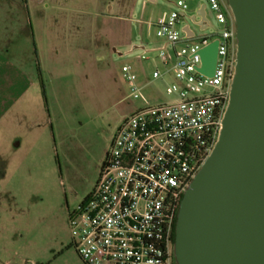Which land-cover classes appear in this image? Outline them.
Masks as SVG:
<instances>
[{
    "label": "built area",
    "instance_id": "1",
    "mask_svg": "<svg viewBox=\"0 0 264 264\" xmlns=\"http://www.w3.org/2000/svg\"><path fill=\"white\" fill-rule=\"evenodd\" d=\"M192 1L176 0V8L154 23L165 42L159 58L177 80L169 87L176 98L123 119L92 193L70 212L72 245L86 264H174L180 202L220 138L238 52L228 0H205L208 19L202 26L189 16L197 11ZM208 7L221 29L209 19ZM189 18L212 31L197 35L182 25ZM215 40L217 65L208 76L199 70V52ZM123 71L137 97L131 66Z\"/></svg>",
    "mask_w": 264,
    "mask_h": 264
},
{
    "label": "rangeland",
    "instance_id": "2",
    "mask_svg": "<svg viewBox=\"0 0 264 264\" xmlns=\"http://www.w3.org/2000/svg\"><path fill=\"white\" fill-rule=\"evenodd\" d=\"M72 2L85 3V14L69 11V19L86 17L95 4V0ZM192 3L196 10L205 2ZM159 9L161 14L171 11L167 6ZM207 12L211 22L221 29L209 7ZM185 24L197 35L212 31L202 30L191 18ZM89 43L82 40L84 47ZM159 53L145 54L136 49L123 55L110 51L96 56L85 50L82 61L68 54L61 66L49 62L44 72L36 55L38 85L32 86L19 105L10 107L0 121L3 192L17 196L19 228L30 237L34 249L45 250L51 259L57 241L67 243L81 259L72 245L69 215L92 193L123 119L138 108L176 98L169 87L177 80L173 73L163 74L166 66ZM124 65H130L136 76L137 97L125 77ZM156 71L162 75L156 77ZM20 133L24 143L17 146ZM31 138L33 142H27ZM64 256L74 255L66 252Z\"/></svg>",
    "mask_w": 264,
    "mask_h": 264
},
{
    "label": "water",
    "instance_id": "3",
    "mask_svg": "<svg viewBox=\"0 0 264 264\" xmlns=\"http://www.w3.org/2000/svg\"><path fill=\"white\" fill-rule=\"evenodd\" d=\"M238 52L220 138L180 202L177 264H264V0H228ZM199 20H196L197 18ZM205 4L193 16L207 20ZM219 41L200 50L212 76Z\"/></svg>",
    "mask_w": 264,
    "mask_h": 264
},
{
    "label": "crops",
    "instance_id": "4",
    "mask_svg": "<svg viewBox=\"0 0 264 264\" xmlns=\"http://www.w3.org/2000/svg\"><path fill=\"white\" fill-rule=\"evenodd\" d=\"M139 3L140 0H95L86 17L69 19V11L85 14L82 7L85 3L0 0V121L10 107L19 105L32 86L38 85L36 55L44 72L49 62L61 66L68 54L74 60L80 57L82 61L85 50L96 56L110 51L119 55L136 49L145 54L160 51L165 42L161 43L158 38L154 23L169 15L175 2L143 0L141 6ZM204 4L196 13L202 11ZM162 6L171 8V11L161 14L159 7ZM82 40L91 44L84 47ZM166 73L165 70L163 74ZM19 138L17 146L24 143L21 133ZM27 142L31 143L33 139ZM2 182L0 171V264H86L64 241L55 243L52 259L45 250L34 249L30 237L17 224L18 198L13 193H4ZM66 252L74 256L67 258L64 256Z\"/></svg>",
    "mask_w": 264,
    "mask_h": 264
},
{
    "label": "trees",
    "instance_id": "5",
    "mask_svg": "<svg viewBox=\"0 0 264 264\" xmlns=\"http://www.w3.org/2000/svg\"><path fill=\"white\" fill-rule=\"evenodd\" d=\"M183 197V196H182ZM176 221H177V219H176ZM175 230H176V225H175ZM174 242H175V232H174Z\"/></svg>",
    "mask_w": 264,
    "mask_h": 264
}]
</instances>
